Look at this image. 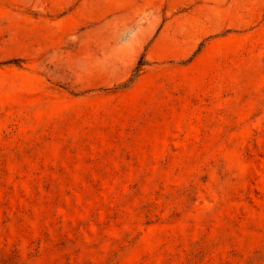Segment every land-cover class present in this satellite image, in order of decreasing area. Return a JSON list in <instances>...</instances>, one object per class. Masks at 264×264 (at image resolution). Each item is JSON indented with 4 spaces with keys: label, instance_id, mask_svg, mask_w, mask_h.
Segmentation results:
<instances>
[{
    "label": "rangeland",
    "instance_id": "374dc122",
    "mask_svg": "<svg viewBox=\"0 0 264 264\" xmlns=\"http://www.w3.org/2000/svg\"><path fill=\"white\" fill-rule=\"evenodd\" d=\"M0 264H264V0H0Z\"/></svg>",
    "mask_w": 264,
    "mask_h": 264
},
{
    "label": "bare ground",
    "instance_id": "6f19581e",
    "mask_svg": "<svg viewBox=\"0 0 264 264\" xmlns=\"http://www.w3.org/2000/svg\"><path fill=\"white\" fill-rule=\"evenodd\" d=\"M239 27H241V26H239ZM249 27H250V26H249L248 24L243 25V28H245V29H248ZM46 28H47L46 25H38V26L35 27L34 29H36V30H44V29H46ZM100 64H101V62H100ZM86 65H87L88 70H91V69H93V68H96V67H94L93 65L90 66V64H89L88 62H86ZM87 68H86V69H87Z\"/></svg>",
    "mask_w": 264,
    "mask_h": 264
}]
</instances>
